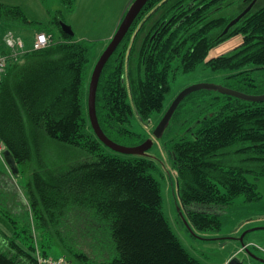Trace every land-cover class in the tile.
Instances as JSON below:
<instances>
[{
    "label": "trees",
    "instance_id": "obj_1",
    "mask_svg": "<svg viewBox=\"0 0 264 264\" xmlns=\"http://www.w3.org/2000/svg\"><path fill=\"white\" fill-rule=\"evenodd\" d=\"M60 1L73 10L76 0ZM251 1L147 0L100 74L96 115L103 132L117 143L145 141L147 136L131 130V118L146 123L162 111L170 74L174 78L179 68L190 72L202 65L226 73V87L263 94L264 0H256L225 31ZM52 25L28 19L19 5L0 2V27L20 36L27 48L31 41L22 33L32 27L34 34L51 36L47 47L9 61L0 83L4 150L17 167L35 162L25 184L30 222L19 224L2 206L13 232L8 237L0 232V264H39L37 248L47 257L53 244L69 264H87L103 249L113 257L96 264H202L162 211L151 156L121 155L93 132L87 106L90 47L65 33L57 17ZM237 35L242 36L238 46L207 58L212 48ZM0 52H7L4 40ZM178 109L186 114L182 120ZM171 118L161 137L186 217L181 214L195 232L219 230L215 209L240 195L260 198L247 175L264 176V100L199 89L182 99ZM47 141L75 148L87 159L62 170L61 162L43 159Z\"/></svg>",
    "mask_w": 264,
    "mask_h": 264
},
{
    "label": "rangeland",
    "instance_id": "obj_2",
    "mask_svg": "<svg viewBox=\"0 0 264 264\" xmlns=\"http://www.w3.org/2000/svg\"><path fill=\"white\" fill-rule=\"evenodd\" d=\"M132 1L76 0L73 10H67L60 0H47L46 3L40 0H0V2L5 4L19 5L30 20L40 21L43 24L50 23L53 26L52 21L54 17H57L59 24L63 22L69 25L74 32V40L83 41L90 47V62L87 69V76L89 78L100 54L110 41ZM34 31V27H32L31 31L22 33L26 36L28 42L32 41ZM4 34L5 31L0 27V41L4 40ZM22 34L19 35L22 36ZM233 37L240 39L237 36ZM225 42L212 48L207 58L226 52L227 43ZM234 42L237 43L238 40L230 41L229 45ZM170 75V89L165 94L162 111L153 112L146 123L141 121L139 117L134 116L131 118L130 125L131 130L153 139V144L147 150V154L151 156L156 164L157 169L153 174L158 179L161 187L162 211L164 215L183 246L202 264H224L225 257L229 252L234 251V248L237 246L238 240L233 239L241 236H243L245 243H250V249L261 257V255H264V252L261 250L264 249V229L252 228L264 226V176L255 178L254 175H247L249 181L256 183V189L260 194L258 200L248 201L244 195H240L234 198L228 207L214 210L222 220V225L219 230L212 229L207 232H195L185 222L181 212L185 217L186 212L178 199L175 171L172 166L171 157L163 144L165 138H154L152 132L160 121L164 111L180 90L197 82H212L225 85L223 76L226 73H213L212 70L204 69L202 65H199L195 70L190 72H182L179 68L175 72L174 78H172V73ZM87 81H90V79ZM178 111H180L179 119H184L186 114L181 109H178ZM170 122V124L173 123L172 118ZM137 140H121L119 144L127 146L137 145L139 144ZM3 150L4 146L2 151H0V232L8 237L13 232V227H11L9 219L2 211L4 208L7 207L11 211L9 217L21 220L19 224L26 225L30 222L29 211L25 210L28 207V195L25 184L30 177V171L35 165V162L19 164L17 171L13 173L5 161ZM120 154L125 156L129 155ZM42 156L43 159H46L50 163L61 162L64 165L62 166V170H65L68 165L75 161L87 159L83 152L75 148H62L60 145L48 141L44 144ZM4 204H6V207L2 209ZM210 212H213V209ZM252 239L253 242H248V240ZM86 250L89 251V249ZM235 251V256H238L242 260V264H261L256 261H249L240 247H236ZM48 254L49 256L43 257L40 248H37L35 252L37 259L40 258L41 260L64 257L54 244L52 249H48ZM112 257V254L107 256L106 250L103 249L101 256H91L87 264H96L100 259L108 260Z\"/></svg>",
    "mask_w": 264,
    "mask_h": 264
},
{
    "label": "water",
    "instance_id": "obj_3",
    "mask_svg": "<svg viewBox=\"0 0 264 264\" xmlns=\"http://www.w3.org/2000/svg\"><path fill=\"white\" fill-rule=\"evenodd\" d=\"M146 2L147 0H133L131 4L129 5L127 11L124 13L113 36L111 37L110 41L108 42V44L106 45V47L104 48L97 62L94 65V68L92 70V74L90 77V81H89L88 102H87L90 124L97 138L104 145H106L108 148H110L111 150L115 152L122 153V154H129V155H137V156L147 155V150L152 146L153 139L147 138L142 143L137 144V145H131V146L122 145V144H119L111 140L103 132L98 122V118L96 115V92H97V85H98L99 77H100V74L102 72V69L105 63L107 62L108 58L111 56L115 48L118 46V44L120 43V41L126 34L128 28L130 27L132 21L134 20V18L136 17V15L138 14V12L141 10V8ZM253 2H251L241 13H239L234 19H232L228 23L227 27L225 28V31L227 30L229 26L234 25L242 16H244L251 9ZM60 26L65 33H68L69 35L74 34L72 28L66 23L61 22ZM199 89H210V90L218 91L219 93H222V94L235 96V97H238L244 100H250V101L264 100V93L257 94V95L248 94V93H244V92L226 87L224 85H220V84H216L212 82L194 83L180 90L177 93V95L174 97V99L171 101L170 105L164 111L160 121L155 126L152 132L154 138H160L163 135L165 129L167 128L170 122V119L174 111L176 110V108L178 107L182 99L189 93L199 90ZM3 155H4L6 163L10 166L12 172L15 173L17 171L16 162L14 158L12 157L11 153L9 152V150H4ZM185 222L187 223L186 220ZM259 228H264V226H257V227H253L252 229H259ZM238 241L241 247H243V251L247 258H252L256 261L264 262V258L259 257L246 246L243 236L239 237ZM227 264H242V260L238 256L234 255L228 261Z\"/></svg>",
    "mask_w": 264,
    "mask_h": 264
},
{
    "label": "built area",
    "instance_id": "obj_4",
    "mask_svg": "<svg viewBox=\"0 0 264 264\" xmlns=\"http://www.w3.org/2000/svg\"><path fill=\"white\" fill-rule=\"evenodd\" d=\"M236 39L238 40L237 43H239L240 39L235 38V37L227 40L225 42L227 43V47L225 50H228L234 47L237 44L236 42L232 43L231 45H229V43L230 41L236 40ZM50 43H51V36L49 34L45 32H37L34 34L31 44L27 48L24 40L20 36L16 35L11 30H7L4 34V44L7 49V52L6 53L0 52V83H1L2 75L5 72L6 66L9 61H16L26 51L39 50V49L47 47ZM2 148H3V144L0 140V151H2ZM261 250L264 252V249H261ZM38 262L39 264H69L64 257L48 258V259H43V260L38 258Z\"/></svg>",
    "mask_w": 264,
    "mask_h": 264
},
{
    "label": "crops",
    "instance_id": "obj_5",
    "mask_svg": "<svg viewBox=\"0 0 264 264\" xmlns=\"http://www.w3.org/2000/svg\"><path fill=\"white\" fill-rule=\"evenodd\" d=\"M259 229H261V228H259ZM262 229H264V228H262ZM230 239H232L231 237H229ZM237 238L238 237H235L233 240H236L237 241ZM248 242H253V239L252 240H248ZM248 244H250V243H248ZM252 244V243H251ZM236 247H241L240 245H239V242L237 243V246ZM236 247L234 248V251H231V252H229V254L225 257V260H224V264H227L228 263V261L235 255V253H236V251H235V249H236ZM261 256H263L264 257V255H261Z\"/></svg>",
    "mask_w": 264,
    "mask_h": 264
},
{
    "label": "flooded vegetation",
    "instance_id": "obj_6",
    "mask_svg": "<svg viewBox=\"0 0 264 264\" xmlns=\"http://www.w3.org/2000/svg\"><path fill=\"white\" fill-rule=\"evenodd\" d=\"M253 1H254V2H253ZM251 2H253V4H252V7H253L254 4H255V2H256V0H252ZM251 2H250V3H251ZM250 3H249V4H250ZM249 4H248V5H249ZM248 5H247V6H248ZM247 6H246V7H247ZM246 7H245V8H246ZM252 7H251V8H252ZM237 37H240V42L238 43V45H239V44L241 43L242 36H241V35H237ZM231 38H233V37H231ZM238 45L236 44V46H238ZM236 46H235V47H236ZM235 47H232V48H230L229 50H231V49H233V48H235ZM227 51H228V50H227ZM251 261H252V260H251Z\"/></svg>",
    "mask_w": 264,
    "mask_h": 264
}]
</instances>
